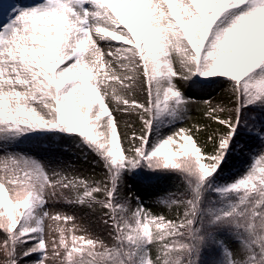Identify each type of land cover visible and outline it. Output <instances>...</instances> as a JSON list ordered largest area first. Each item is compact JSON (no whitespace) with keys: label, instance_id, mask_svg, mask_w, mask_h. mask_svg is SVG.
Wrapping results in <instances>:
<instances>
[{"label":"snow or ice","instance_id":"snow-or-ice-1","mask_svg":"<svg viewBox=\"0 0 264 264\" xmlns=\"http://www.w3.org/2000/svg\"><path fill=\"white\" fill-rule=\"evenodd\" d=\"M0 264H264V0H0Z\"/></svg>","mask_w":264,"mask_h":264},{"label":"rangeland","instance_id":"rangeland-1","mask_svg":"<svg viewBox=\"0 0 264 264\" xmlns=\"http://www.w3.org/2000/svg\"><path fill=\"white\" fill-rule=\"evenodd\" d=\"M11 2H19L25 5H30L35 2V0H11ZM192 84H189L188 88L185 90H191ZM200 89L196 92L193 97L196 99H209L212 101L213 104H221L224 105L228 102L227 100V93L225 88L222 85H200ZM121 129H123V123H121ZM63 149H69L68 151H63ZM59 151V155L55 157L56 160L64 163V164H73L78 169H80L84 175H91L93 170L88 163H85L82 159L79 158L80 154L78 150H75L74 147L65 141L61 142V149H57ZM232 167L230 169L231 173H236L240 170L243 165L244 161L241 160H234L231 162ZM126 182L130 186L131 190L139 195L141 198L143 197V193L145 194V190L142 189L141 184L126 177ZM10 198V197H9ZM70 214H73L70 212ZM77 219L80 223L87 225L93 233L100 235L101 237L106 236V230L103 229L101 226L96 224L94 217H89L87 213L83 212H75Z\"/></svg>","mask_w":264,"mask_h":264},{"label":"trees","instance_id":"trees-1","mask_svg":"<svg viewBox=\"0 0 264 264\" xmlns=\"http://www.w3.org/2000/svg\"><path fill=\"white\" fill-rule=\"evenodd\" d=\"M191 88V90H185V92L187 95L193 96L199 90V84H192ZM191 115L192 120L188 121V123L184 125L185 127L197 122L200 118L199 114L195 111H193ZM127 178L135 180L141 184L142 189L145 190V194L143 193V197L141 199L145 206L152 209L154 212L159 210L155 203L157 199L156 196L171 190L174 186L172 184V179L174 178H164L155 173L147 172L144 169L138 170V172L133 173L131 176H127Z\"/></svg>","mask_w":264,"mask_h":264}]
</instances>
